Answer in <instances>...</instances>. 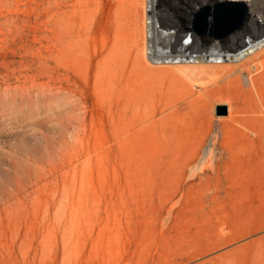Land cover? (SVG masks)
I'll return each mask as SVG.
<instances>
[{"label":"rangeland","instance_id":"obj_1","mask_svg":"<svg viewBox=\"0 0 264 264\" xmlns=\"http://www.w3.org/2000/svg\"><path fill=\"white\" fill-rule=\"evenodd\" d=\"M194 1L0 0V264H264V0L210 53Z\"/></svg>","mask_w":264,"mask_h":264},{"label":"water","instance_id":"obj_2","mask_svg":"<svg viewBox=\"0 0 264 264\" xmlns=\"http://www.w3.org/2000/svg\"><path fill=\"white\" fill-rule=\"evenodd\" d=\"M249 13L243 1L206 2L192 6L183 25L197 38L226 40L248 24ZM215 113L217 116L227 115L229 106L226 103L216 104Z\"/></svg>","mask_w":264,"mask_h":264},{"label":"bare ground","instance_id":"obj_3","mask_svg":"<svg viewBox=\"0 0 264 264\" xmlns=\"http://www.w3.org/2000/svg\"><path fill=\"white\" fill-rule=\"evenodd\" d=\"M222 1H226V0H196V1H194L195 3L194 4H192V6H194V5H197V4H201V3H206V2H210V3H218V2H222ZM236 1H242V0H236ZM253 0H251V2H252ZM250 2V1H249ZM258 2V1H257ZM261 3V2H260ZM253 4V3H252ZM259 8V7H258ZM258 8H256L257 10H259ZM255 9V8H254ZM249 11V10H248ZM250 12V11H249ZM250 14V13H249ZM251 14H252V12H251ZM251 14H250V16H249V21H250V18H251ZM259 14V13H258ZM255 16H257V15H254V19H256V17ZM258 16H260V15H258ZM253 19V20H254ZM149 21V20H148ZM250 22H253L252 20L250 21ZM148 24H149V22H148ZM249 24V23H248ZM247 24V25H248ZM251 27V26H250ZM250 27H249V31H250ZM247 29V28H246ZM150 32H154L153 31V29H151L150 30ZM244 33L247 35V31L245 30V29H243V30H240L239 32H237L236 34H234L232 37H230L229 39H226V40H219V39H208V40H206V39H200V40H203V41H208V42H213V43H219V44H217V46L216 45H214V47H212L211 49H209L208 50V52L210 53V52H218V51H221V49H223V47H224V43L223 42H226L227 40H229V41H231L232 40V38L233 37H235L237 34H239V36H237V37H235L234 39H235V43H234V47L235 48H240V47H244L245 45H249V44H253L254 43V41H255V38L256 37H258V36H260V34H258V36H256V37H251V39H246L247 41H245V38L243 37V36H246V35H244ZM259 33V32H258ZM248 36V35H247ZM246 36V37H247ZM250 36V35H249ZM247 38H249V37H247ZM199 39V38H198ZM231 39V40H230ZM228 41V42H229ZM148 43V42H147ZM154 43V42H153ZM213 45H211V46H213ZM207 46V45H206ZM210 46V47H211ZM208 47V46H207ZM264 47V46H263ZM218 48H220V49H218ZM197 49V48H196ZM204 50H197V51H194V52H203ZM204 52H206V51H204ZM224 52V51H223ZM225 52H229V51H225ZM153 54H154V51H153ZM154 56H158V55H156V54H154ZM161 56H166V55H161ZM179 57V56H178ZM182 57V56H181ZM199 58V57H198ZM217 59H219V57L217 58ZM196 63H192L191 65H189L190 66V68H188V72H194V74H195V76L196 75H200L202 72H204V71H206V72H209L210 74V77H211V75H212V77H213V74H211V73H213V69H214V67L213 66H215V63L213 64V66H212V63H209V60H207L206 59V57H205V55H203V56H201L199 59H196ZM208 65H211V67H207ZM188 66V67H189ZM216 67V66H215ZM260 67V65L259 64H252L251 66H250V68H249V66H248V68H247V70L245 71V73H243L242 75L244 76V77H248V76H251L250 74H251V71L253 70V68H255V69H257V68H259ZM204 70V71H203ZM212 70V72H210ZM202 75H207V74H202ZM209 77V76H208ZM205 78V77H204ZM198 79V78H197ZM202 80V79H201ZM208 150V149H207ZM206 150V151H207ZM206 155H207V153H206ZM203 159H204V157L201 159V161L199 162V164L203 161Z\"/></svg>","mask_w":264,"mask_h":264},{"label":"built area","instance_id":"obj_4","mask_svg":"<svg viewBox=\"0 0 264 264\" xmlns=\"http://www.w3.org/2000/svg\"><path fill=\"white\" fill-rule=\"evenodd\" d=\"M150 36V31L148 30V37ZM146 37V35H145ZM147 37V38H148ZM158 49L161 51V54H165L166 56H154L153 54V48L152 41L150 42V37L147 40L148 43H146V55L148 59L155 63V64H177L180 63V61L183 60H196L198 57H178L176 55L180 54L181 56H184L183 53H192L194 50H163L160 46V39L158 34ZM196 51V50H195Z\"/></svg>","mask_w":264,"mask_h":264}]
</instances>
